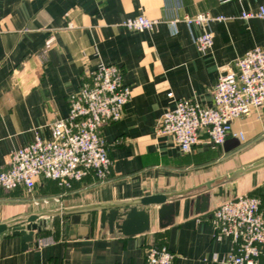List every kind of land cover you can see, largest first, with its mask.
Segmentation results:
<instances>
[{
	"label": "crops",
	"instance_id": "1",
	"mask_svg": "<svg viewBox=\"0 0 264 264\" xmlns=\"http://www.w3.org/2000/svg\"><path fill=\"white\" fill-rule=\"evenodd\" d=\"M260 6L264 0H0V171L36 134L51 137L50 124L67 116L69 95L98 64L119 66L131 89L122 117L102 127L111 159L106 179L87 175L70 189L48 179L32 191L0 188V223L42 209L187 189L264 157V106L232 120L243 139L229 136L214 145L202 136L190 153L156 133L158 119L177 100L211 105L219 75L248 49L264 48V18L241 17ZM198 12L224 19L205 26L179 20L172 29L166 22ZM137 15L156 23L143 31L121 25ZM204 29L213 41L200 51L193 36ZM241 193L258 197L264 212V168L238 179ZM55 195L60 203L35 204ZM173 205L171 224L160 228L159 206L150 205V230L130 236L97 227L87 237L69 238L68 224L54 217L22 250L20 237L7 230L0 234V264H143L155 244L168 247L173 264H226L221 259L231 242L215 237L207 212L194 213L190 198Z\"/></svg>",
	"mask_w": 264,
	"mask_h": 264
},
{
	"label": "built area",
	"instance_id": "2",
	"mask_svg": "<svg viewBox=\"0 0 264 264\" xmlns=\"http://www.w3.org/2000/svg\"><path fill=\"white\" fill-rule=\"evenodd\" d=\"M241 17L264 18V7L243 11ZM222 19V16L198 12L166 22L172 29L179 20L188 26H205L211 20ZM155 23V19L137 15L126 17L121 25L129 30L143 31L151 29ZM67 27H73L71 21ZM193 41L200 51H205L212 45L213 34L204 29L193 36ZM130 95L131 89L124 83L119 66L98 64L89 71L80 88L69 95L67 116L50 124L51 137L43 139L36 134L28 145L12 151L9 167L0 171V188L21 187L32 191L38 180L48 179L60 188L70 189L74 181H81L87 175L105 180L111 159L102 127L122 117ZM211 97L212 103L208 106L201 105L195 98L177 100L174 108L158 119L156 133L171 137L183 153L192 152L202 136L214 145L222 144L229 136L243 139L242 133L233 131L231 122L264 106V48L253 47L237 57L219 75ZM60 199L61 195L44 197L35 204L47 206L60 203ZM207 214L215 237H226L232 245L221 262L264 264V212L258 197L237 194L216 203ZM36 242L43 244L41 239ZM173 260L174 254L165 244H155L147 248L143 264H173Z\"/></svg>",
	"mask_w": 264,
	"mask_h": 264
},
{
	"label": "water",
	"instance_id": "3",
	"mask_svg": "<svg viewBox=\"0 0 264 264\" xmlns=\"http://www.w3.org/2000/svg\"><path fill=\"white\" fill-rule=\"evenodd\" d=\"M262 168L264 157L187 189L125 200L38 210L1 222L0 234L9 230L10 234L19 236L21 249L26 250L29 243H35L42 226L56 217L68 224L69 238L87 237L91 230L97 227L109 234L116 231L124 236H130L150 230V205L159 206L158 225L164 228L173 220L174 201L190 198L194 213H206L211 203H218L237 195L238 179L254 174Z\"/></svg>",
	"mask_w": 264,
	"mask_h": 264
}]
</instances>
